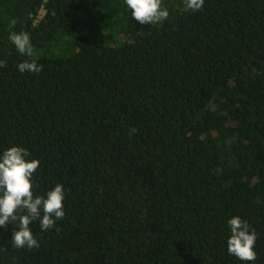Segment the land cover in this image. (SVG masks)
Here are the masks:
<instances>
[{"label":"trees","instance_id":"16d2710c","mask_svg":"<svg viewBox=\"0 0 264 264\" xmlns=\"http://www.w3.org/2000/svg\"><path fill=\"white\" fill-rule=\"evenodd\" d=\"M161 7L141 25L125 0H0V155L26 148L35 195L65 193L38 248L0 227V264H264V0ZM235 216L255 262L227 251Z\"/></svg>","mask_w":264,"mask_h":264},{"label":"clouds","instance_id":"9594fccd","mask_svg":"<svg viewBox=\"0 0 264 264\" xmlns=\"http://www.w3.org/2000/svg\"><path fill=\"white\" fill-rule=\"evenodd\" d=\"M185 11H200L204 0H184ZM132 10V17L141 25L156 24L166 20L167 10L162 9L161 0H125ZM12 26L16 24L11 21ZM9 39L22 55L31 57L33 47L30 36L26 32H13ZM21 73H39L42 67L36 62L25 61L18 65ZM29 151L24 147L13 146L0 155V227L6 228L9 222H18V230L13 231V246L18 249L39 247L30 224L39 220L41 231L56 227V222L65 217L63 201L65 193L63 185L57 184L44 196L35 195L33 177L40 166L39 160H28ZM26 213V214H23ZM231 235L227 240V251L243 262H255V242L257 233L250 230L247 221L235 216L228 221Z\"/></svg>","mask_w":264,"mask_h":264},{"label":"built area","instance_id":"2783aa9c","mask_svg":"<svg viewBox=\"0 0 264 264\" xmlns=\"http://www.w3.org/2000/svg\"><path fill=\"white\" fill-rule=\"evenodd\" d=\"M43 14H44V11L41 10V11L39 12L38 18L40 19V18L43 16Z\"/></svg>","mask_w":264,"mask_h":264}]
</instances>
